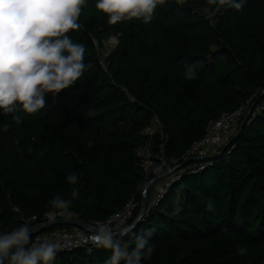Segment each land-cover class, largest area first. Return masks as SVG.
I'll list each match as a JSON object with an SVG mask.
<instances>
[{"label":"trees","instance_id":"16d2710c","mask_svg":"<svg viewBox=\"0 0 264 264\" xmlns=\"http://www.w3.org/2000/svg\"><path fill=\"white\" fill-rule=\"evenodd\" d=\"M216 7L186 0L178 10L167 0L148 25H110L88 0L80 29L68 35L85 46L90 68L72 89L48 95L39 113L20 112L21 124L0 115V125L9 124L0 133V231L25 221L35 230L56 194L71 198L65 178L75 172L73 209L84 222L143 203L150 184L133 229L151 232L154 251L142 264H264V0H246L239 12L204 11ZM112 38L117 44L102 59ZM187 64L197 65L196 80L184 79ZM248 102L255 107L229 149L203 161V170H187L195 162L181 159L209 124ZM155 121L161 133L146 135ZM140 151L163 156L167 167L148 174ZM175 168L178 178L150 206L159 177L170 179ZM110 255L93 245L58 254L54 264H103Z\"/></svg>","mask_w":264,"mask_h":264},{"label":"clouds","instance_id":"9594fccd","mask_svg":"<svg viewBox=\"0 0 264 264\" xmlns=\"http://www.w3.org/2000/svg\"><path fill=\"white\" fill-rule=\"evenodd\" d=\"M174 2L179 10L186 0ZM166 3L167 0H95V8L110 25L134 19L148 25L157 7ZM207 3L217 6L204 9L211 16L219 6L239 12L246 0ZM87 4L88 0H0V115H11L15 124H21L20 112L39 113L46 107L48 95L55 99L62 91L72 89L90 68L85 63V46L68 35L80 29L79 17ZM183 75L186 81L196 80L197 65L187 64ZM8 128L9 124L3 123L0 133ZM65 179L73 186L71 198L56 194L50 201V215L71 219L77 215L73 201L79 197L75 186L80 178L72 172ZM140 219L115 228L107 221L97 222L87 239L111 251L103 264H142L151 257V232L133 233ZM33 231L27 221L10 231H0V264H54L61 245L55 240L33 241ZM238 252L244 255L247 248L240 247Z\"/></svg>","mask_w":264,"mask_h":264},{"label":"built area","instance_id":"2783aa9c","mask_svg":"<svg viewBox=\"0 0 264 264\" xmlns=\"http://www.w3.org/2000/svg\"><path fill=\"white\" fill-rule=\"evenodd\" d=\"M249 102L237 109L236 111L230 113H224L221 118L217 121L211 122L207 128L206 134L204 138L198 142L192 144L189 150L181 159L186 162H195L192 167H189L187 170L192 171H200L203 170L205 165H203V161L211 158L213 154L217 153L221 148L225 147L234 134L237 132L239 125L243 121L242 119L245 117L248 110ZM153 159V158H152ZM156 160V161H155ZM155 161L157 165H160L159 170L153 171L151 174L156 175L162 169L167 167L166 162L163 159V156H156ZM153 161L146 162L148 164H152ZM179 162V161H178ZM198 162V163H197ZM178 168L173 169L168 174L170 179L164 181L162 183V187L160 191L153 198L150 196V206L155 204L159 198L164 194L166 188L175 181L177 177L176 170ZM146 171V170H145ZM166 175L160 176V178L164 179ZM159 179V178H158ZM147 197V191L145 190L144 194ZM142 209V203H138L135 200H131L124 208L105 221H107L112 227H117L121 223H129L138 212L139 209ZM80 222L82 224V228L72 227V226H61L51 231L39 234L35 236L32 240H55L60 245L61 248L58 251V254L71 252L77 249L93 246L91 241L87 239V237L92 233L93 229L97 226L98 221L93 222H84L78 219L77 216H74L71 219H65L60 216L47 214L43 223H41L35 230H38L47 225L56 223V222ZM104 222V221H100Z\"/></svg>","mask_w":264,"mask_h":264},{"label":"rangeland","instance_id":"374dc122","mask_svg":"<svg viewBox=\"0 0 264 264\" xmlns=\"http://www.w3.org/2000/svg\"><path fill=\"white\" fill-rule=\"evenodd\" d=\"M117 44V39L116 38H112L110 39L108 42L105 43L104 45V49L100 52L101 54V58L102 59H105V57L114 50L115 46ZM250 106H248V110H247V113L249 112L250 110ZM246 113V114H247ZM251 115V114H250ZM246 116V115H245ZM245 118V117H244ZM155 123V124H154ZM151 127L149 129H147L146 131V135H154V134H158V133H161V127L160 125L158 124L157 121H155ZM141 161H142V164H143V168L146 170V172L148 174H151L153 171L155 170H159L161 167L160 165H157V163L155 161H153L152 157L150 156V154L148 153V151H140L138 152L137 154ZM153 161L152 164H148L146 162H149V161ZM162 177V176H161ZM167 177V176H166ZM165 177V178H166ZM160 178V177H159ZM164 180V179H163ZM163 180H161V182L159 184H157L154 189H152L150 191L151 193V197L153 198L154 195H156L158 193V191L161 190V188L163 189V185L162 183L164 182Z\"/></svg>","mask_w":264,"mask_h":264},{"label":"water","instance_id":"95a60500","mask_svg":"<svg viewBox=\"0 0 264 264\" xmlns=\"http://www.w3.org/2000/svg\"><path fill=\"white\" fill-rule=\"evenodd\" d=\"M263 96H264V95H263ZM254 107H255V106H252V107L250 108L249 112L246 114L244 120L242 121V123H241V125H240L239 133L243 130L244 124H245V122L249 119L250 114L252 113ZM239 133H238V134H239ZM237 136H238V135H237ZM230 146H231V143H229L228 145H226V147L223 149L222 152H224V151H226L227 149H229ZM149 186H150V184L147 186L146 191L148 190ZM147 207H148V201H147V197H146V195H144V197H143V203H142V209H141L140 214L138 215V217L141 218L140 221L144 218V216H145V214H146V211H147ZM138 217H137V218H138ZM137 218H136V220H137ZM136 220H135V221H136ZM135 221H134V222H135ZM138 224H139V222L136 223V226H137ZM67 225H68V226H72V227L82 228V224H81L80 222H72V221H71V222H65V221L56 222V223H53V224L47 225V226H45V227H42V228H40V229H38V230H34V231L32 232V234H31V235H32V239H33L35 236L39 235V234H42V233H45V232L51 231L52 229H55V228H57V227L67 226ZM136 226H135V227H136Z\"/></svg>","mask_w":264,"mask_h":264}]
</instances>
